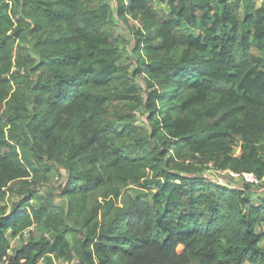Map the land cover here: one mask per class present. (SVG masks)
<instances>
[{
    "label": "trees",
    "instance_id": "trees-1",
    "mask_svg": "<svg viewBox=\"0 0 264 264\" xmlns=\"http://www.w3.org/2000/svg\"><path fill=\"white\" fill-rule=\"evenodd\" d=\"M1 1L0 260L264 264L253 184L183 176L264 179V1ZM33 223L50 237L10 253Z\"/></svg>",
    "mask_w": 264,
    "mask_h": 264
},
{
    "label": "rangeland",
    "instance_id": "rangeland-1",
    "mask_svg": "<svg viewBox=\"0 0 264 264\" xmlns=\"http://www.w3.org/2000/svg\"><path fill=\"white\" fill-rule=\"evenodd\" d=\"M107 2H111V5H113V0H106ZM264 0H253L249 4V12L253 13L258 7L262 4ZM14 0H2L1 4L4 6L6 3L8 5H12ZM154 9L155 10H166L168 11V6L161 2L160 0H154ZM240 12H243V6L240 8ZM134 27H139L138 23L135 22ZM115 35L120 38V42L118 43V47L122 52V63L127 64L130 66V70L132 71L135 68L134 61L135 57L132 54V47H133V39L132 34L129 31V29L124 26L121 22H117V26L115 28ZM136 83L143 92L145 89L144 82L141 79H136ZM134 111L140 115L139 107L134 106ZM141 122V121H140ZM240 143H237L236 146L233 149L234 155L238 156L240 154ZM202 160L201 157H198L197 160H192L193 163L197 165V167H200V170L197 171L194 174H186L184 173L186 177H193V178H202L206 181H209L211 183H215L218 185H225L229 186L230 188H242L245 186V182L241 176H231L229 174V171L224 170H218L214 167L213 162H207L206 164H202L200 161ZM187 163L189 162L186 161ZM234 173V172H233ZM247 184V183H246ZM51 187L50 185L47 187ZM45 189L43 187L42 191ZM135 188H131L130 192L132 194H135ZM42 193V192H41ZM43 194V193H42ZM264 202V179L256 184H253L251 187V203L253 205H258L259 203ZM264 227L259 226L257 228V231H263ZM10 233H8V236ZM33 235L36 239L40 238H49L50 234L42 228V225L39 223H33L32 226L24 228L20 232H18L16 235L12 236L10 238V253L13 252L16 248L22 246L25 244L30 236ZM260 245L264 246V239L260 242ZM24 262V261H23ZM55 264H64L63 261H56ZM248 264V263H246Z\"/></svg>",
    "mask_w": 264,
    "mask_h": 264
},
{
    "label": "built area",
    "instance_id": "built-area-1",
    "mask_svg": "<svg viewBox=\"0 0 264 264\" xmlns=\"http://www.w3.org/2000/svg\"><path fill=\"white\" fill-rule=\"evenodd\" d=\"M229 174L231 176H241L243 178V180H244L245 183L256 184V183L259 182L252 173H242L241 175H238V174L229 172ZM22 263H23V261H21L20 264H22ZM0 264H10L9 258L8 257H3L0 260Z\"/></svg>",
    "mask_w": 264,
    "mask_h": 264
}]
</instances>
